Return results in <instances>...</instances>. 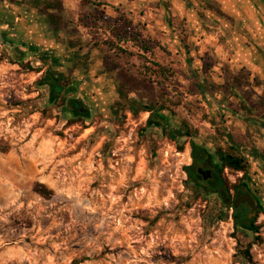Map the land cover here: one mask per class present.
<instances>
[{
  "label": "rangeland",
  "instance_id": "obj_1",
  "mask_svg": "<svg viewBox=\"0 0 264 264\" xmlns=\"http://www.w3.org/2000/svg\"><path fill=\"white\" fill-rule=\"evenodd\" d=\"M137 29L143 42L129 38L134 53L123 65L139 89L121 96L116 73L103 69L85 84L92 101L67 71L56 92L47 78L58 75L54 64L37 67L0 44V264H264V179L254 177L264 153L250 147L248 159L263 168L250 166L248 177L222 172L229 189L246 183L262 207L254 227H237L232 203L205 189L213 181L199 177V186L185 171L194 145L217 160L228 147L219 106L183 73L159 76L156 64L169 56ZM142 96L150 111L132 113ZM174 129L187 134L182 152Z\"/></svg>",
  "mask_w": 264,
  "mask_h": 264
},
{
  "label": "crops",
  "instance_id": "obj_2",
  "mask_svg": "<svg viewBox=\"0 0 264 264\" xmlns=\"http://www.w3.org/2000/svg\"><path fill=\"white\" fill-rule=\"evenodd\" d=\"M59 1L62 9L44 10L47 0H0V35L27 50L23 57L33 65L52 63L58 75L67 71L73 85L85 90L86 101H92L85 84L89 79L97 80L95 75L103 71L104 59L100 48L91 42L92 31L79 20L85 18L92 24L91 12L96 6L94 2L83 5L82 0ZM104 2L100 9L106 14H114L112 6L128 16L136 14L131 17L135 24L149 39L166 46L167 62L183 73L186 81L201 88L205 83L217 86L218 91L205 94L209 104L213 101L219 106L218 114L229 129L225 133L248 150L247 159L252 153H264V0ZM49 12L61 14L68 23L55 30L47 17ZM105 23L99 22L102 26ZM100 32L105 39L112 36L105 28ZM224 139L228 141V137ZM248 161L254 170L263 168ZM254 173V177L264 179V172Z\"/></svg>",
  "mask_w": 264,
  "mask_h": 264
},
{
  "label": "trees",
  "instance_id": "obj_3",
  "mask_svg": "<svg viewBox=\"0 0 264 264\" xmlns=\"http://www.w3.org/2000/svg\"><path fill=\"white\" fill-rule=\"evenodd\" d=\"M93 1L91 0H82L83 5H87L88 3H92ZM37 3V0H36ZM96 8L95 12H91L92 15L94 16L93 18V23L89 24L86 23L85 18H80L79 23L88 27L90 31H92V43H94V46L99 47L101 52L103 53V59H104V71L105 73H116L117 79L119 81V92L121 93V96H128L129 93H131L135 89H139V84L142 83V81L136 76L132 75L129 73L128 69L123 65V60L128 59L129 57H133V53L131 50L128 48L127 44L129 42V38L133 37L135 40H138L141 38V33L140 30H134V19L130 18L127 14L124 12L121 13L120 9L114 7V13L117 14L115 17H110L109 15L106 14L104 9H100L103 5H105V2H94ZM62 2L59 0H47L46 6L44 10H49V9H62ZM99 15V16H98ZM119 15V16H118ZM49 21L54 25V29L58 30L62 24H67L68 22H64V18L61 14H57L54 12H49L47 15ZM106 22L105 25H100L99 22ZM106 29L111 32L112 36L108 37L107 39L103 38L100 32V29ZM139 41V40H138ZM143 42V40H140ZM139 41V42H140ZM75 43L71 42V45ZM157 44L160 46L161 44L157 42ZM126 45V46H125ZM147 52L149 53H154L153 48L149 46V43L145 46ZM168 55L169 51L167 50L166 46L162 48ZM14 63H17L14 61ZM169 65V66H168ZM168 65H164L162 63H157L156 67L158 68V74L159 76H163L166 73H170L172 75H175V69ZM28 71H35V72H41L42 69L40 68H35L31 66V64H28ZM47 78L48 81L51 83L52 87L58 91V82L62 78V75H54L51 72H49ZM71 75V74H70ZM196 91H199L203 96H206L205 93L209 92L212 93L213 91L216 92L218 91L217 86L214 84L210 83H205V86L201 88V86L195 82V85L193 86ZM228 93L231 92V90L226 86L225 89ZM142 101H134L131 102L132 105H130V111L134 114H138L140 111H150L148 108L149 106L145 102V98L142 96ZM207 99V98H205ZM208 100V99H207ZM156 117L160 121H164L165 117L162 114H159V112L156 114ZM157 122L159 124V121H154V117L150 118L149 123H154ZM165 122V121H164ZM179 131L177 130H172L170 133V137L172 140L177 141L178 143V151L182 152L185 149V143H180L179 138L186 136L187 134H178ZM221 135V133H220ZM224 137H228L227 145L228 147L226 149L221 148L218 151V160L221 163V171L223 172L225 169H230L231 171H236V172H244V177L249 176V168H250V163L248 159L246 158V155L244 152L241 151L240 147L232 141V137L230 134H222L221 138L224 139ZM196 146L194 145V148ZM195 163L186 166L185 171L190 177V180L193 181L195 184H198L197 182V176L195 175L194 171L192 170L194 167ZM223 182L228 183L227 179L223 178L222 176H217L215 180V185L220 186ZM36 190L40 192L42 195L49 197L51 194L50 190L43 185V184H38L36 186ZM235 204H232L230 207H234ZM261 210V209H260ZM259 210V211H260ZM249 211L248 207L243 208V211H238L235 210V216H238L241 218L244 217L245 214ZM264 211V210H263ZM236 221V226L237 225ZM252 225L254 227V222H252ZM250 247L245 251V254L248 257H251L250 255ZM86 259H82L80 261H76L77 263L83 262Z\"/></svg>",
  "mask_w": 264,
  "mask_h": 264
},
{
  "label": "flooded vegetation",
  "instance_id": "obj_4",
  "mask_svg": "<svg viewBox=\"0 0 264 264\" xmlns=\"http://www.w3.org/2000/svg\"><path fill=\"white\" fill-rule=\"evenodd\" d=\"M0 44H3L6 48L13 50L15 55L19 54L23 57L27 53V50H24L23 47L18 48L16 47L15 42H10L7 35L5 34L0 35ZM82 114L85 113L82 112ZM192 155L194 157V163H202L201 166L196 168L198 185L203 186V184L198 180L199 177L203 180V182L213 181V183L209 186H206L205 189L215 192L223 199L225 204H235V206L232 207L234 210L235 224L236 218L238 217L235 216V210L243 211V208L248 207L249 211L244 215L243 218L237 221V225L244 228L253 227L252 222H254V224L256 223V214L260 209H262V207L259 205L257 194L246 183H242L241 186L237 187L236 189H229L225 182H223L219 187L216 186L214 182L217 176H222L221 163L219 160L215 159V157L206 149L198 146L193 149ZM207 170L210 171V173L208 175L209 178L205 180L204 176L207 175Z\"/></svg>",
  "mask_w": 264,
  "mask_h": 264
},
{
  "label": "water",
  "instance_id": "obj_5",
  "mask_svg": "<svg viewBox=\"0 0 264 264\" xmlns=\"http://www.w3.org/2000/svg\"><path fill=\"white\" fill-rule=\"evenodd\" d=\"M201 173H202V171H201ZM206 173H207V175L204 176V179H205V180L209 178L208 175H209L210 171L207 170ZM239 219H240V218L237 217V218H236V221H239Z\"/></svg>",
  "mask_w": 264,
  "mask_h": 264
}]
</instances>
